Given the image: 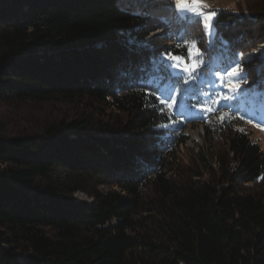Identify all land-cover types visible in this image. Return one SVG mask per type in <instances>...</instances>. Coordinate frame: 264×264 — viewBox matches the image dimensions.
<instances>
[{"label": "trees", "instance_id": "trees-1", "mask_svg": "<svg viewBox=\"0 0 264 264\" xmlns=\"http://www.w3.org/2000/svg\"><path fill=\"white\" fill-rule=\"evenodd\" d=\"M248 12L216 17L199 74L171 93L181 116L156 89L184 74L157 68L202 23L176 13L149 51L127 38L162 23L118 0H0V102L84 109L35 134L0 124V264H264V151L243 129L257 112L219 82L264 42L263 3ZM253 70L245 90L264 98ZM193 125L207 152L185 161Z\"/></svg>", "mask_w": 264, "mask_h": 264}, {"label": "rangeland", "instance_id": "rangeland-1", "mask_svg": "<svg viewBox=\"0 0 264 264\" xmlns=\"http://www.w3.org/2000/svg\"><path fill=\"white\" fill-rule=\"evenodd\" d=\"M118 2L119 5L126 10H131L137 15L148 17V22L151 25L155 20H160L162 23V26L155 30H147L144 27L143 32H147V37L140 45L137 44L136 38L139 39V37L136 36L128 37L127 43L134 45V47L140 46L141 48H148L149 51H153L155 48L153 43L155 42H160V44H163V48L165 47V41H168L170 37L173 36L170 23L173 21L175 14L179 12V9H175V0H118ZM202 3L207 5L204 11L206 13L216 12V17L221 13H227L239 17L250 18L248 9L255 8L262 3L264 6V0H202ZM197 30L198 34L195 35ZM197 30L192 32L189 36L192 41L196 42L197 47L201 45L205 47L206 42L210 43L213 41L216 28L212 35L208 34L204 25ZM262 47H264V42L253 49H247L243 53L240 59V65L243 68L244 74H246V69H251L252 67L254 69L253 71L258 72V74L264 71V54L259 53ZM202 58L203 61L207 59L205 55H203ZM230 79L234 82L238 80L237 77H229L227 73L219 76L220 84L229 91L230 95L234 96L233 100H238V103L241 105H249L252 111L255 113L257 112L255 124L247 123L243 129L250 134L251 139L258 143L264 151V98H260L257 93L246 91V84L240 85V91L238 93L231 92L228 84ZM72 105L80 104L58 102L54 104H45L44 106H36L28 103L7 104L0 102V124L3 128L7 129L6 134L10 136L23 134L25 132L33 134L40 133L44 127L52 124L53 121L58 119L69 121L74 116L79 115L81 111H84V109ZM185 134L189 138L187 144L181 148V153L185 161H189L202 150L207 152L203 126H189L185 130ZM218 142L222 144L223 141L219 140ZM75 198L78 200L88 199L83 193H77Z\"/></svg>", "mask_w": 264, "mask_h": 264}, {"label": "snow or ice", "instance_id": "snow-or-ice-1", "mask_svg": "<svg viewBox=\"0 0 264 264\" xmlns=\"http://www.w3.org/2000/svg\"><path fill=\"white\" fill-rule=\"evenodd\" d=\"M207 5L202 3V0H175V9H179L178 15L181 19H186L191 23L200 24L203 23L204 28L209 35L214 34L216 28V12H205L204 8ZM174 9V10H175ZM204 53L201 52L200 48L196 46V42L192 41L189 45L185 46V51L183 54L173 55L171 52H167L164 55V59L171 61V64H161L157 71L162 73L160 79L163 82L164 80L171 79V76L168 74L167 70L169 67L178 68L184 75L178 77L173 83L174 86L170 89L158 88L156 91L160 92L158 97L160 104L166 105V107L173 114L184 115L183 110H180L176 106V100L173 99L171 93L176 92L180 81L183 80L185 84H189L190 81L196 79V76L199 74L198 69L204 65L203 61ZM195 74V75H194ZM229 77H237V81L229 80L228 84L230 86V91L233 93H238L240 91L241 84H247V74L243 73V68L240 65V62H236V66L232 67L230 71L227 72ZM191 86V85H190ZM224 100L234 99L233 95L222 97ZM217 103V101H213ZM204 111L211 112L212 108L208 107L203 109ZM242 118V117H241ZM221 121L225 119L224 116L220 117Z\"/></svg>", "mask_w": 264, "mask_h": 264}, {"label": "bare ground", "instance_id": "bare-ground-1", "mask_svg": "<svg viewBox=\"0 0 264 264\" xmlns=\"http://www.w3.org/2000/svg\"><path fill=\"white\" fill-rule=\"evenodd\" d=\"M164 31V30H163ZM260 50V49H259ZM256 53V52H255ZM259 53L264 54V47L259 51ZM255 56V55H254Z\"/></svg>", "mask_w": 264, "mask_h": 264}]
</instances>
